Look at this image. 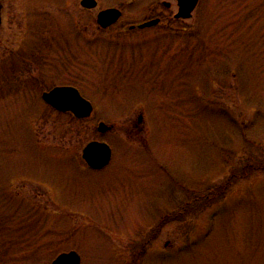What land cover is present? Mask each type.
Returning <instances> with one entry per match:
<instances>
[{
	"label": "rangeland",
	"instance_id": "rangeland-1",
	"mask_svg": "<svg viewBox=\"0 0 264 264\" xmlns=\"http://www.w3.org/2000/svg\"><path fill=\"white\" fill-rule=\"evenodd\" d=\"M96 1L0 0V264H264V0L182 20L174 0ZM107 7L122 16L101 29ZM56 85L92 114L46 105ZM92 140L112 149L101 170L81 158Z\"/></svg>",
	"mask_w": 264,
	"mask_h": 264
},
{
	"label": "water",
	"instance_id": "water-1",
	"mask_svg": "<svg viewBox=\"0 0 264 264\" xmlns=\"http://www.w3.org/2000/svg\"><path fill=\"white\" fill-rule=\"evenodd\" d=\"M177 12L175 18H190L199 0H175ZM169 7L168 2H163ZM80 4L84 8H94L97 5L96 0H81ZM121 11L117 8H107L100 10L96 15V23L101 28L113 24L120 17ZM1 23V16H0ZM157 23V20H150L138 25V28H145ZM42 100L58 112H70L74 117L82 119L90 116L93 106L89 100L84 98L79 90L74 86L61 85L54 86L41 93ZM141 118V117H140ZM139 118V119H140ZM112 128L104 122H99L97 131L103 133ZM81 158L91 169H102L111 159V148L103 142L93 140L88 142L81 151ZM50 264H80V257L75 251L63 252L57 255Z\"/></svg>",
	"mask_w": 264,
	"mask_h": 264
},
{
	"label": "trees",
	"instance_id": "trees-1",
	"mask_svg": "<svg viewBox=\"0 0 264 264\" xmlns=\"http://www.w3.org/2000/svg\"><path fill=\"white\" fill-rule=\"evenodd\" d=\"M257 169H260V167L252 169L251 173L256 171ZM242 176L247 175L244 173H242L241 175L233 174L232 176H229L226 180L219 183L217 186L207 188L208 194L204 197V203L208 204L216 199H221L225 195L226 191Z\"/></svg>",
	"mask_w": 264,
	"mask_h": 264
},
{
	"label": "flooded vegetation",
	"instance_id": "flooded-vegetation-1",
	"mask_svg": "<svg viewBox=\"0 0 264 264\" xmlns=\"http://www.w3.org/2000/svg\"><path fill=\"white\" fill-rule=\"evenodd\" d=\"M0 15H1V6H0ZM1 18H2V17H1ZM148 20H149V21H150V20H157V23H156L155 25H153V27H156V26H158L159 24H161L162 21H164V18L161 17V16H159V15H155V16L149 18ZM148 20H145V21H148ZM175 20H181V19H175ZM149 28H151V27H149ZM136 29H138V28H137V24H136V25H130V26H128V30H136ZM138 30H142V29H138Z\"/></svg>",
	"mask_w": 264,
	"mask_h": 264
}]
</instances>
